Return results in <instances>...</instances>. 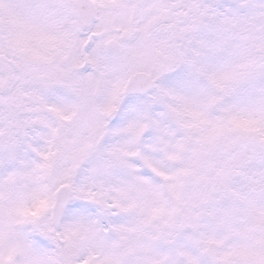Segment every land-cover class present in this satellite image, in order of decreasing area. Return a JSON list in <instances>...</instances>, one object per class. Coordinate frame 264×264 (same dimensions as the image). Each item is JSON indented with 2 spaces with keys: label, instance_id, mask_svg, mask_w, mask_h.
<instances>
[{
  "label": "snow or ice",
  "instance_id": "snow-or-ice-1",
  "mask_svg": "<svg viewBox=\"0 0 264 264\" xmlns=\"http://www.w3.org/2000/svg\"><path fill=\"white\" fill-rule=\"evenodd\" d=\"M0 264H264V0H0Z\"/></svg>",
  "mask_w": 264,
  "mask_h": 264
}]
</instances>
